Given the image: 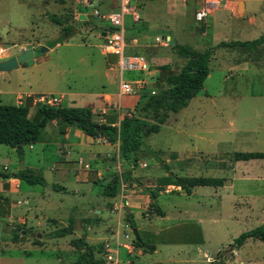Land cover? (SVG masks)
Segmentation results:
<instances>
[{
    "label": "rangeland",
    "instance_id": "rangeland-1",
    "mask_svg": "<svg viewBox=\"0 0 264 264\" xmlns=\"http://www.w3.org/2000/svg\"><path fill=\"white\" fill-rule=\"evenodd\" d=\"M71 6L54 1L0 0V61L23 51L21 45L42 47L33 55L36 60L32 64L0 71L1 103H12L16 95L27 92L35 97L43 94L45 98H57L60 91H82L104 84L101 33L95 25L105 23L94 21L89 11L91 7L100 12L116 8L109 2L75 6V10L86 14L87 20L82 22L74 19ZM129 6L136 8L140 19L132 22L129 15L124 16V38L151 40L168 34L174 43L186 41L201 51L206 45L204 39L210 46V38L249 41L264 33V2L257 0L245 1L242 15L241 10L234 16L220 9L202 22H195L189 10L160 0L130 1ZM175 10L182 11V15ZM50 15L73 26L71 36L55 45L61 31ZM153 44L156 46L148 53L160 57L156 63L178 71L183 59L166 41L154 40ZM257 45L219 48L208 62L209 73L201 90L185 107L169 113L156 133L143 139L133 166L123 165L117 159V143L99 134L92 138L99 153L90 159L87 154L83 168L77 165L76 154L60 157L48 150L42 159L47 164L68 157L69 178L39 171L45 184H29L10 175L19 165H37L39 144H33L32 149L23 146L19 156L14 148L0 143V264H74L80 250L70 240L79 237L98 245L100 256L104 244L110 241L113 247L116 235L133 245V228L125 207L144 245L135 246L137 252L126 263L123 257L128 256H123L120 248L125 245L120 243L115 254L116 260L118 252L122 258L118 257L117 264H264V242L248 238L239 247L232 245L241 232L264 224V159L245 164L235 161L234 169L232 166L234 152H264V66L250 62L246 70L228 71L231 61L252 54ZM44 54L45 58L38 60ZM157 64L149 67L153 75L147 76V85L151 87L158 74ZM122 77L127 78V73L123 72ZM116 86L117 79L109 90L115 92ZM148 90L141 94L145 96ZM21 98L30 107L29 118H37V104L31 106L30 99ZM128 112L121 108L119 113L124 116ZM94 116L97 124H103L98 115ZM65 125L59 118L54 119L48 131H60ZM67 126L78 129L72 124ZM43 133L41 130L40 135ZM147 148L154 150L159 160ZM162 163L176 176L221 177L228 181L222 182L223 187L197 186L189 194L173 185L160 187L156 197L164 213L160 217L144 189H154L156 178L166 175ZM125 168H130L133 179L120 182L113 197L103 195V187ZM76 169L85 171L86 187L73 181ZM5 179L11 182L10 187ZM233 181L234 187L230 186ZM54 184L64 187L59 189ZM64 227L70 232L64 236L53 234ZM108 233L109 241L103 237Z\"/></svg>",
    "mask_w": 264,
    "mask_h": 264
},
{
    "label": "trees",
    "instance_id": "trees-1",
    "mask_svg": "<svg viewBox=\"0 0 264 264\" xmlns=\"http://www.w3.org/2000/svg\"><path fill=\"white\" fill-rule=\"evenodd\" d=\"M49 18L56 25H60L61 31V35L53 44L73 33L71 24H65L62 19L53 15H50ZM263 40L264 33L250 41H219L214 47L253 46ZM170 48L174 50L177 56L183 59L179 70L176 72L170 71L166 64L158 66V74L155 78L157 91L154 93L145 92V96L140 94V97L143 96L144 98L136 103L134 112L129 116L124 115L117 125L97 124L92 120L90 109L85 107H61L45 102H37V118H29L27 104L0 103V143L14 148L17 154L21 156L23 152L22 145L39 141L41 130L47 121L59 118L67 125H74L91 138L101 134L105 136L107 141L116 142L117 159L125 166H133L137 161L136 154L143 143V139L150 134L156 133L160 124L165 121L169 113H175L187 105V102L201 90L203 81L209 72L208 61L212 53V47L198 51L187 44L173 43ZM147 152L159 160L154 150L147 148ZM257 158H264V152L233 153L234 160ZM161 168L165 170L166 175L156 178V187L154 189H144L150 200V205L153 206L160 217L164 215L156 204L157 192L160 187L173 185L189 194L191 188L195 186L218 187L223 182L221 177L176 176L167 170L164 163L161 164ZM10 176L18 180H24L29 184H45L41 176L31 173L25 168L18 169ZM1 177L7 178L9 175L1 174ZM129 179H133L130 174V168H125L119 175L112 176L110 182L103 187V195L113 197L120 182L128 181ZM60 189L63 188L61 187ZM125 216L129 221L130 227L135 228L130 213H126ZM69 232V229L64 227L54 230L53 234L55 236H64ZM16 236L17 234H15ZM248 238H255L264 242V224L241 232L233 239L232 245L239 247ZM70 244L80 250L74 264H106L100 257L101 248L98 245L87 243L83 237L70 240ZM143 245L144 242L137 233V236L133 237V246Z\"/></svg>",
    "mask_w": 264,
    "mask_h": 264
},
{
    "label": "crops",
    "instance_id": "crops-1",
    "mask_svg": "<svg viewBox=\"0 0 264 264\" xmlns=\"http://www.w3.org/2000/svg\"><path fill=\"white\" fill-rule=\"evenodd\" d=\"M38 1H41V0H38ZM160 1H162V0H160ZM43 2H45V1H43ZM54 3H57V2H54ZM58 3H60V2H58ZM242 3H243L242 7L240 9L242 11L241 15L245 11L244 2H242ZM63 4H65V3H63ZM65 7L67 8L66 5H65ZM70 8H72L71 11L73 12V16H75V14L77 15V19H78L79 14H83L85 16V20H80V21L83 22V21L87 20L86 14L84 12H82L81 10H75V8L73 6H71ZM181 8L184 10H189L191 13V16H192V10H191V8H189V6L181 7ZM68 9H69V7H68ZM220 9L227 10L234 16H237L238 14L235 15V13L239 12V11H237V3L233 8H230V9L220 8ZM220 9H218V10H220ZM218 10H216V11H218ZM180 12H182V11L175 10L176 14L182 15V13H180ZM214 13H215V11L211 15H213ZM211 15H209V16H211ZM77 19H75V20L78 21L79 19L78 20ZM95 26L97 27L98 31L101 33L102 28H104V27L103 26L99 27L98 25H95ZM164 36H168L169 37L168 39L172 40L174 43L175 39L171 38V36L168 34L162 35L160 37L155 36L151 40L148 38H135V37L124 38V41H125L124 54H126V55H132V54L141 55L144 58H146L145 60H146V63L148 65V69L146 71L126 72L127 78L141 77L145 80L146 85L139 93L134 94V95H121V96H119L116 92L117 86H116L115 92H111L109 90L110 89L109 86L114 82V80L117 79V81H118V73H119L118 66H117L118 59L115 55L105 54L103 52V50H102V42H103L102 39L103 38H101L100 46L99 45L98 46H99V53L103 56V60H104L103 64H101V68H102L101 75L103 77L104 84L99 85V87L85 89L82 91L81 90L80 91H72V92L60 91L59 93H57L58 97L55 98L56 101L54 103H52V105L53 106H61V107H85V108H89L91 113H92V120L95 117L94 115H98V117L101 118L103 124L117 125L118 121L123 117V115H121L119 113L121 108H127V110L130 111V110L134 109L135 104L139 101L138 98H140V94L142 93V91H145V89H149L148 90L149 93H154L155 90H157L155 83H153V86H152L153 89L150 90V88H152V87L150 86L151 84L147 85V83H148L147 82V76L150 78L151 75H153L152 71L150 70L149 67H150L151 63L157 64L156 61H158L160 59V57H157L155 55H151L148 52L150 51V49H149L150 47L156 46L153 44L154 40H156V39L160 40L161 39L162 42L166 41L164 39ZM68 37H66V38H68ZM203 39L204 38H202L201 40H203ZM219 41H226V40H222L220 38H210V41H208V42H210L211 45L208 46L207 41L204 39V43H206V45H207V47H205L206 45L204 46V49L205 48H211V47L213 48L212 49L213 53H211L209 60H212L214 58L215 53L219 48L236 47V46H224V47H216L215 48L214 46ZM144 42H145V44H144ZM166 42L168 44V41H166ZM184 43L189 44L186 41ZM26 44H28V43H26ZM157 45H159V44H157ZM169 46H171V45H169ZM28 48H34V46L28 44L25 47L23 45H21V47H20L21 50H25ZM49 50H50V48L45 49L46 52H48ZM43 58H45V54L42 57L38 58V60L43 59ZM35 60H36V58L33 57V62ZM250 62H252L253 64L258 65V66H262V65L264 66V40L260 44H258L256 46V48H254L252 54H248V55H244L242 57H239V58H237V61H231L230 66L228 67V71L229 72H230V70L234 71L235 68H242V69L246 70L249 67ZM160 65H164V64H160ZM160 65H158V66H160ZM153 71H156V70H153ZM122 75H123V73H122ZM127 78H124V79H127ZM29 84H31V83L29 82ZM51 92L52 91H50L49 93L55 94V93H51ZM57 94H55V95H57ZM21 97H25L27 100L30 99L31 100V102H30L31 106H34L37 102L38 103L45 102L44 101L45 99H49V98H45L43 94L37 95V97H35L33 95V93L27 92L25 94L16 95V97L14 98V101L12 103H8V104L24 103L23 99ZM64 102H66L65 103L66 105L64 104ZM253 103H256V102H253ZM3 104H7V103H3ZM25 104H27V103H25ZM27 106H28V104H27ZM28 108H29L28 109V113H29L30 107L28 106ZM51 124H54V120L47 121L46 125L42 129V131L44 132L43 133L44 135L43 136L40 135L41 138L39 141L22 145V149H23V146H25V145L28 146L29 149H32L33 144H35V143L39 144V150L37 152L38 159L35 160L37 165H35V167H31V165L28 164L27 167L26 166L25 167L22 166V167L25 168L27 171L34 173L36 175H39V176H40L39 171H46L49 175H51V174L54 175L53 173H51V171H52V172H55L56 175H64V177L69 178L68 166H69V163H71V162L68 159V157H67V159L63 158L60 161L51 162V163L47 164L45 160L44 161L42 160V159H44L45 152L49 150L50 152H54L53 155H55V153H57V155H60V157L64 156V155H69L71 153L76 154V157H77L76 163L79 167L83 168L82 164H85L87 154H89L87 158L90 159L91 157L97 156V153H99V151L97 149V144L92 141L91 137L87 136L86 134L81 132L79 129L72 128V127H69L67 125H65V127L63 129H61L60 131L56 130V132H50V131H48V128L51 127ZM105 145H107V144H105ZM105 145H98V146L104 147ZM248 152H262V151H248ZM257 159H264V158H257ZM254 160H256V159L234 160L233 165H232L233 169H234V165H236L235 161H236V163H244L245 164V163H254L253 162ZM73 162H75V161H73ZM95 174L99 175V170L96 171ZM244 174H247V172H245ZM14 179H16V178H14ZM72 179L74 182L81 183L85 186V184L83 182V181H85V171L78 169L77 171L74 172ZM16 180L19 181L18 179H16ZM3 181L7 182L9 184V187H10L11 182H9L8 179H5ZM226 181H228V180H223V184H225ZM229 184H230V182H229ZM0 186H1V184H0ZM230 186L234 187L235 182L233 181ZM54 187L60 189L62 187V185L54 184ZM195 187H197V186H195ZM209 187H211V186H209ZM218 187H220V186H218ZM221 187H223V186H221ZM229 190H230V193L233 194V191L230 188H229ZM40 195L43 196L44 194H40ZM47 200L49 201V199H47ZM59 200H58V203L60 204ZM97 212H98V210H97ZM46 217H49V216H46ZM103 237L104 238L108 237L107 239L109 241L110 234L108 233L107 235H105ZM84 240L88 243V241L86 240V237ZM116 240L119 244L122 243L125 245V248L124 247H120V248H122L124 250L123 256L124 255L128 256L127 258L123 257V259H125L124 262H126V263L129 262L130 261L129 256L133 255L135 252H137V247L131 245L129 240H124L122 237L119 238L118 235H116ZM105 245H110V241L108 243L104 244L103 247ZM153 251H155V250H153ZM119 256L121 257L120 252H118V255H117V263H118V257ZM107 264H109V263H107ZM110 264H112V263H110Z\"/></svg>",
    "mask_w": 264,
    "mask_h": 264
},
{
    "label": "built area",
    "instance_id": "built-area-1",
    "mask_svg": "<svg viewBox=\"0 0 264 264\" xmlns=\"http://www.w3.org/2000/svg\"><path fill=\"white\" fill-rule=\"evenodd\" d=\"M24 1V0H19ZM41 1H54L60 3H69L75 8L77 7H87L92 3H102L109 2L113 4L116 11L100 12L96 7L90 8V15L94 21H102L103 25L97 24L99 27L103 26L101 32L102 50L105 54L115 55L118 59V81H117V94L121 95H134L139 93L146 85V82L141 77L127 78L122 77L123 72H136V71H146L148 65L146 60L141 55H126L124 54V29L123 20L125 15H129L133 22L138 21L139 16L134 6H129L130 1L137 0H41ZM172 7H187L191 5L192 17L195 22H202L206 17L211 15L214 11L225 8H233L237 2H245L248 0H162ZM264 2V0H257ZM77 19V15L74 16ZM157 41L159 39H156ZM45 103L52 105L56 101L55 98H49L44 100ZM134 112V109L130 110L126 115L129 116ZM127 234L123 237L127 238ZM110 245H105L103 248V255L101 256L105 262H111L113 264L117 263L116 260V249L119 243L115 239L113 247Z\"/></svg>",
    "mask_w": 264,
    "mask_h": 264
},
{
    "label": "water",
    "instance_id": "water-1",
    "mask_svg": "<svg viewBox=\"0 0 264 264\" xmlns=\"http://www.w3.org/2000/svg\"><path fill=\"white\" fill-rule=\"evenodd\" d=\"M242 2H237V11H239L242 7ZM79 20H85V16L83 14H79ZM104 29V28H102ZM168 36H164V39L168 41L169 45H173V41L168 39ZM42 47H38L37 49L28 48L21 51L19 54L15 56H10L9 58L0 61V71H7L13 68H16L18 65L20 66H27L33 63V55L37 52L41 51ZM22 166L19 165V169ZM124 211L127 213V207L124 208ZM131 234L133 237L137 236V231L135 228L132 229Z\"/></svg>",
    "mask_w": 264,
    "mask_h": 264
}]
</instances>
